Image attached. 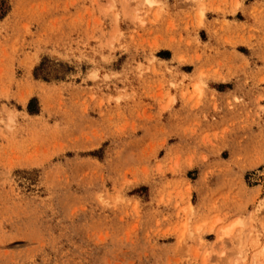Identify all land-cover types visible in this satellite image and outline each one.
Here are the masks:
<instances>
[{"label": "rangeland", "instance_id": "rangeland-1", "mask_svg": "<svg viewBox=\"0 0 264 264\" xmlns=\"http://www.w3.org/2000/svg\"><path fill=\"white\" fill-rule=\"evenodd\" d=\"M0 264H264V0H0Z\"/></svg>", "mask_w": 264, "mask_h": 264}, {"label": "bare ground", "instance_id": "bare-ground-1", "mask_svg": "<svg viewBox=\"0 0 264 264\" xmlns=\"http://www.w3.org/2000/svg\"><path fill=\"white\" fill-rule=\"evenodd\" d=\"M229 229H230V228H229ZM229 229H228V230H229ZM224 230H227V229H224ZM228 230H227V231H228ZM232 230H233V229H232ZM229 231H230V230H229ZM225 233H226V231H225ZM227 234H228V233H227ZM229 234H230V233H229ZM229 234H228V235H229Z\"/></svg>", "mask_w": 264, "mask_h": 264}]
</instances>
